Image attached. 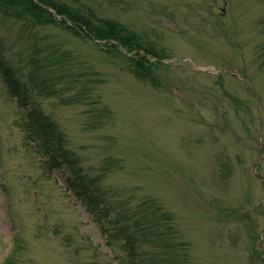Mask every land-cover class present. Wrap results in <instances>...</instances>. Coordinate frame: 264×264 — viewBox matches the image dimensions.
<instances>
[{"label": "rangeland", "instance_id": "1", "mask_svg": "<svg viewBox=\"0 0 264 264\" xmlns=\"http://www.w3.org/2000/svg\"><path fill=\"white\" fill-rule=\"evenodd\" d=\"M80 1L165 51L158 85L97 41L39 26L26 34L70 50L92 89L80 102L44 97L40 106L85 166H109L102 185L118 198L154 197L173 214L186 264H264V181L254 174L264 178V0ZM20 34V25L0 23L15 53L28 45ZM3 85L0 264L6 255L10 264H118L64 170L43 167Z\"/></svg>", "mask_w": 264, "mask_h": 264}, {"label": "trees", "instance_id": "2", "mask_svg": "<svg viewBox=\"0 0 264 264\" xmlns=\"http://www.w3.org/2000/svg\"><path fill=\"white\" fill-rule=\"evenodd\" d=\"M0 23L9 28L20 25L19 37L28 41L23 53H15L11 39L0 35V77L24 111L27 138L43 167L64 170L66 189L96 221L107 245L119 252L118 264H186L189 247L178 238L173 214L154 197L136 203L118 198L102 185L109 166L103 163L96 171L85 166L58 121L40 106L44 97L61 98V104L80 102L92 96V89L86 85V74L76 70L70 50L42 46L26 32L53 26L85 41H102L99 45L107 54L126 56L129 72L153 85H158L154 69L163 64L165 51L141 42L124 24L98 15L80 0H0ZM259 47L264 49V42ZM71 89L78 90L64 95ZM3 264H10L9 255Z\"/></svg>", "mask_w": 264, "mask_h": 264}, {"label": "water", "instance_id": "3", "mask_svg": "<svg viewBox=\"0 0 264 264\" xmlns=\"http://www.w3.org/2000/svg\"><path fill=\"white\" fill-rule=\"evenodd\" d=\"M201 69H204V70H206L207 68H206V67H203V68H201Z\"/></svg>", "mask_w": 264, "mask_h": 264}]
</instances>
